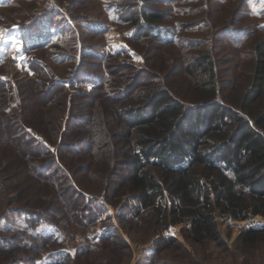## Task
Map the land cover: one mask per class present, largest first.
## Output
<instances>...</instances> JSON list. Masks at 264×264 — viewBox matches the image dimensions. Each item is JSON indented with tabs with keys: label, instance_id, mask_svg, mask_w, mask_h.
Segmentation results:
<instances>
[{
	"label": "rangeland",
	"instance_id": "1",
	"mask_svg": "<svg viewBox=\"0 0 264 264\" xmlns=\"http://www.w3.org/2000/svg\"><path fill=\"white\" fill-rule=\"evenodd\" d=\"M10 2L16 3L8 6ZM124 2L0 0V237L9 240L8 245L0 246V264H264V235L251 242L245 232L261 228L264 216L239 221L218 214L216 224L225 244L218 247L208 241L195 246L187 239V222L170 223L155 235L151 223L131 219L138 202L113 197L112 193L120 179L129 176L127 168L119 167L109 185L80 169L93 157L92 151L81 146L80 137L97 149L98 141L109 142L113 130L121 131L114 128L112 116V110L121 105L119 98L152 86L169 88L191 99L195 88L189 83L194 78L207 80L204 70L209 66L198 65L207 60L206 56L214 60L219 93L225 96L227 92L231 99H238L250 82L256 46L264 41V0H143L144 10L164 15L154 25L176 32L179 45L167 46L144 39L146 31L138 38L141 28L121 23L115 5ZM134 12L138 15L140 11ZM62 16L60 26L45 29L51 33L45 41H35L32 34L36 29L28 31V38L22 33L23 25L45 18L55 26L54 17L59 20ZM41 26L38 24V30ZM61 34H67L65 40L57 41ZM98 78L103 83L99 88ZM137 81L139 85L131 92L126 89ZM61 111V130L56 133V116ZM41 125L44 128H38ZM42 130L56 133L57 144L46 141ZM7 136L33 139L25 142L19 138L14 146ZM61 138L80 148L79 156L74 149L63 150L60 160L57 149ZM38 140L57 161L43 176L55 181L51 178L63 169L68 185L54 188L38 180V193L21 192L27 177L20 167L8 165L28 152V162L39 166ZM26 143H30L28 147ZM8 144L10 151H6ZM106 149L102 146V152ZM66 161L79 163V167L72 172ZM31 175L29 170L27 176ZM34 176L33 184L37 183ZM83 194L95 195L104 208L90 225L80 217L88 213L83 209ZM171 199L167 193L162 205L170 206ZM168 238L172 245L166 243ZM76 256L78 259H71Z\"/></svg>",
	"mask_w": 264,
	"mask_h": 264
},
{
	"label": "trees",
	"instance_id": "2",
	"mask_svg": "<svg viewBox=\"0 0 264 264\" xmlns=\"http://www.w3.org/2000/svg\"><path fill=\"white\" fill-rule=\"evenodd\" d=\"M115 7L121 23L141 28L138 38L142 37V31H146L148 36L144 39L155 40L164 46L179 45L175 31L163 30L154 25L155 22L162 21L164 15L144 10L143 0H126L124 3H117ZM138 10L140 12L137 15L134 11ZM124 11H128L129 15L125 16ZM57 14L56 17L59 18V13ZM56 17L55 26L42 18L35 22L36 24L23 25L22 33L27 37L28 31L36 29L32 37L36 38L35 41H45L51 37V33H46L45 29L54 30L64 18L62 16L57 20ZM38 24L42 25L40 30ZM61 35L57 41L65 40L67 34ZM255 53L257 60L250 82L242 89L238 99H231L227 92H223L225 96L219 93L214 60L210 55L206 56L205 62H198L200 66H209L204 70L207 80L194 78L189 83L195 88L191 99L184 95L178 96L169 88L154 89L152 86V89L145 92L128 98L122 97L124 99L119 98L121 105L112 110V116L116 122L114 128L118 127L121 131L113 130L114 133L108 136L109 142L98 141L100 146L97 149L86 141V145H83L85 138L80 137L83 142L80 143L81 146L87 152L92 151L90 154L93 155L87 165L83 163L81 171H88L90 178H100L109 185L111 176L116 174L119 167L127 168L129 176L120 179L112 193L113 197L131 198L138 202L131 212V219L139 221L140 224L151 223L150 229L155 235L167 229L170 223L187 222L190 225L187 239L192 244L197 246L212 241L222 247L225 240L216 224L218 214L229 215L239 221L256 215L264 216V41L256 46ZM188 72L193 77L192 70ZM131 77L133 76H130L132 80ZM60 81L61 83H57L66 85L64 80ZM138 83L137 81L133 87L126 89H131V92ZM102 84L98 78L97 88ZM60 105H63L62 102ZM61 113L63 114L62 111L59 115L56 113V133L61 130V127L58 128L63 117ZM38 128H44V125ZM42 133L46 141L57 144L56 133L49 134L43 130ZM8 137L14 146L19 138L25 139V142H30L32 138L7 136V139ZM10 137L16 139L11 140ZM29 144L26 143L25 147ZM38 145V151H35L41 159L39 166L28 162L27 159L31 158L28 152L26 156L23 154L17 157L16 163L8 165L9 168L20 167L21 174L27 177L24 181L27 186H24L21 192L29 193L33 190L38 193V180H43V183L47 182L54 188L55 185L63 183L68 185L69 177L63 169L59 168L51 178L55 181L43 176L50 171L49 168L57 165V161L51 158L52 151L42 141L38 140ZM102 146H107L104 152ZM11 149L8 144L6 151ZM68 149H74V153L79 156L80 148L62 140L57 149L60 160H63V150ZM8 158L10 161L13 159L12 156ZM66 163L72 172L79 167V163ZM29 170L35 175L37 183L33 184L32 175L27 176ZM9 187L11 189V186ZM69 188L73 189L72 185H69ZM104 189L106 191L107 188ZM167 193L172 198L170 209V206L162 205V199H165ZM83 196V209L86 208L88 213L80 217L82 222L90 225L91 221L104 213V208L99 206L100 202L95 195ZM170 216L173 217L171 220ZM245 232L246 240L255 242V238L264 235V225L261 228L252 227ZM46 234L43 237H46ZM8 241L7 238L0 237V246L8 245ZM165 241L172 245L170 238ZM70 254L71 252L66 254V258ZM76 258L77 256L71 257L74 260Z\"/></svg>",
	"mask_w": 264,
	"mask_h": 264
}]
</instances>
